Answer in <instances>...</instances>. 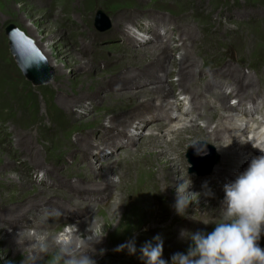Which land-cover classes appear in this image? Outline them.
I'll use <instances>...</instances> for the list:
<instances>
[{
    "label": "rangeland",
    "instance_id": "rangeland-1",
    "mask_svg": "<svg viewBox=\"0 0 264 264\" xmlns=\"http://www.w3.org/2000/svg\"><path fill=\"white\" fill-rule=\"evenodd\" d=\"M98 9H102L110 18L109 27L105 30H100L95 25ZM9 25H14L26 37L32 39L40 49L50 72L47 81L35 83L31 74L15 56L7 33ZM165 30L170 32L165 34ZM166 35L173 39L170 52H167L171 54V59L179 62L181 55L187 52L185 54H191L195 65L184 67L181 84H179L178 75L170 73V70H177V67L172 66H168L169 70L158 71L160 70L158 66L150 65L146 67L150 76L148 75L144 82L136 78L141 73L136 68L138 64L141 65L145 60L157 57L155 55L158 53L153 55V51L149 52L150 48L158 49L157 46H152L151 42L162 44L161 41L167 39ZM142 37L150 39L143 42ZM137 39L140 40L137 41ZM226 64L233 67L229 70L230 72L224 71ZM131 68L135 71L129 76L128 69ZM236 68L245 74L242 78L243 94H240L239 88L233 85L241 78L235 75ZM124 76L128 77L123 78ZM156 76L158 79L155 78ZM99 77H101L100 83L106 88L99 91L100 97L94 103L90 104V100L84 98L81 105L73 107V113L63 107L64 95L88 96L94 91ZM108 78L111 81L109 86ZM248 82H252V85H247ZM169 83L171 90L168 98L152 97V100H149L154 85ZM209 84L212 85L211 89L207 87ZM119 90L127 92L121 95ZM259 91L264 93V0H0V181L7 179L9 175L15 178L20 173V178L22 180L27 178L26 181L29 182V185L25 183V186L28 185L27 188L0 182V216L9 219L0 221V228L4 227L9 233L15 230L12 227L15 223L11 222L13 215L20 213L18 209L27 203V192L38 188H44L56 194L48 197L52 202L44 206H40V203L26 215L33 219L38 214L45 215L46 211L62 213L59 217L49 218L51 224L53 223L51 230H54L56 237L63 233L71 238V232L77 231L79 221L70 222L66 218L69 213L63 212V208L59 209L61 204L69 207L71 203L74 204V200L93 204L97 211L92 219V222L96 224L95 230L112 216H115L113 225H118L117 219L121 217L119 213H125L127 209L123 206L119 209L122 193L120 197H116L117 186L110 189V192H106L107 194L98 196L97 191L101 190V185L97 182L89 185L90 178L86 181L82 177L85 173L91 174L87 171L91 161L96 162L98 166L103 165L101 167L105 171L108 168L104 164L105 161L115 158V164H110L113 171H118L121 167L125 168V162L128 159L125 154L128 148H131L133 152L137 147L132 145L129 139L130 134H135L137 131L140 133L143 129L144 134L152 131L151 127L144 126L141 120L137 119L133 123L132 119H129L133 124L113 128L118 130L117 137L120 138L116 147H112V150L103 154L96 152L101 143L97 141V137L103 130L95 129L102 123H104V129L110 128L108 120L99 123L96 116L101 111L109 112L121 107L118 105L123 103L125 104L123 106H127L128 102L132 106L139 103L132 109V115L140 114L142 109L145 110L151 106L149 109L155 111V115L160 113L162 119L164 117L167 119L174 114L176 116V113L169 115L164 110L170 102L180 103V105L184 102V109L188 108L192 102L195 111L184 115L187 119L186 123L188 126L193 125L192 128L197 131L202 129L204 133L186 142L182 152L183 159L179 163L182 173L184 172L183 174L193 183L197 178L215 177L212 172L217 167L227 173L233 172L237 165L236 156L220 158L218 150L224 146L219 145L228 140L230 141L227 143L232 144L229 133L225 131L226 127H231L234 133L242 132L238 138L244 140H239L238 144L247 141L250 133L256 131L264 133V126H262L264 95H261ZM213 92L226 94L227 102L232 105V108L220 109L219 101L211 96ZM237 93L240 96H237ZM89 108L92 110L88 111ZM148 110L144 113L152 116L153 114ZM201 112L210 115L208 117L211 120L201 116L199 114ZM192 117L197 119L196 123L189 122ZM173 121L169 123V121L161 120L171 126L175 125V120ZM209 124V128H206ZM217 126L218 133L224 138H214L216 135L214 132L217 131L213 129ZM182 127L184 126L181 125ZM127 130L130 132L126 133ZM83 132H94L91 134L94 141L91 151L93 148L94 151L89 155L88 160H81L80 148L72 144L81 134L85 136ZM162 132L168 134V129ZM154 133L160 134V131ZM207 133L209 141L206 140ZM115 140L117 142V138ZM107 142L111 145L112 138ZM204 149L213 150L217 156V162L209 173H203L208 170L209 160L201 162L199 166H195L192 162V159L198 157L199 152ZM238 149L237 143L232 144L231 150ZM219 162L225 166H217ZM9 167L11 169H8ZM81 167L85 169L81 170ZM92 176L95 175L92 174ZM111 177L115 184L119 183L117 174L112 173ZM222 177L221 181L231 182L227 175ZM96 179L99 180L98 177ZM62 180L70 184H78V192L63 184ZM91 187L97 191L83 193L82 188L88 192L95 190L90 189ZM205 189L209 191L214 190L215 187L202 184L197 192L206 191ZM162 192L169 196L167 190L163 189ZM61 194H66L65 196H69L73 201L69 203V199L65 200ZM203 201L201 210L207 214L205 217L198 215L190 219L174 220L173 223L134 218L132 227L127 226L126 232L118 241L102 243L103 245L97 248L96 264H143L139 258V248L157 234L163 237V259L167 260L173 253L184 251L190 241L180 236L181 230L211 231L214 227L212 222L219 219L221 206L206 198ZM85 208L90 207L85 206ZM118 209L120 212L117 211ZM89 212L90 210L86 209V213ZM115 213L118 215H114ZM23 220L25 221V218ZM158 229L160 231L162 229V233ZM25 230L31 235L37 232L30 225L26 226ZM106 234L104 233L103 236L106 237ZM88 235L91 233L85 234V240ZM1 237L2 234L0 239ZM132 238H135L136 254H129L126 249V252L115 251L119 245ZM10 245L6 241L0 242V264H20V256ZM101 249H103L102 254ZM106 251L111 254L99 260ZM93 254L89 255L92 259H94ZM29 256L31 259L33 254L29 252ZM39 261H42V264H51L48 257L40 258Z\"/></svg>",
    "mask_w": 264,
    "mask_h": 264
},
{
    "label": "bare ground",
    "instance_id": "bare-ground-1",
    "mask_svg": "<svg viewBox=\"0 0 264 264\" xmlns=\"http://www.w3.org/2000/svg\"><path fill=\"white\" fill-rule=\"evenodd\" d=\"M166 32H170V30H165V34H166ZM166 36H167L166 37L167 39L164 41H161L162 44H156V43L151 42L152 46H157L158 49L150 48L149 52L153 51V53H154L153 55L158 53L157 55H155L157 57H153L152 59L145 60L143 62V64H141V65L138 64V66L136 68H138L141 73L138 74L136 76V78H140L144 82L145 79L148 77V75L150 76V72L148 73L146 70L147 66H150V65L158 66V68H160V70H158V71L167 70L168 66H172V67H177V70L176 71L170 70V73L178 75L179 84H181L183 82L182 77L184 76L183 75L184 71H185L184 67L185 66H191L192 67L193 65H195V61L193 59H191L190 53L185 54L187 52H184V54L181 55L179 62L177 60H172L171 54H167V52L170 50V47L172 46L171 43H172L173 39H172V37H169L168 35H166ZM187 37L188 36H186V38ZM148 39H150V38H145V37L141 38V40L143 42L144 41L147 42ZM138 40H140V39H137V41ZM158 40H160V38ZM225 66L226 67H225L224 71H226V72H230L229 70L233 68L231 65H228V64H226ZM208 67H211V66H208ZM124 68H126V67H124ZM55 69H56V67H55ZM56 71H57V69H56ZM128 71L130 72V74H129V76H130L135 70L133 68H131V69H128ZM219 74H221V73H219ZM235 75H239L241 77L239 79V81H235L233 83V85H235L236 88H239V90L241 91L240 92V94H241L243 91V88H244V87H242V85H243L242 78H243V76H245V74H243L240 69L236 68L235 69ZM126 77H128V76H124L123 78H126ZM152 77H154V75H152ZM155 78L158 79L157 76ZM115 79H118V78H115ZM100 80H101V77H99V82L96 83V87L94 88V91H92L90 94H88V96L82 95V94H80V95L76 94L75 96L64 95L65 98L62 100L63 107H65L68 110V112L73 113V107H75L78 104L81 105L84 98L90 100V104L94 103L95 100L98 97H100L99 91H102V90H104V88H106V86H104L100 83ZM107 82H108V86H109L111 84V81L109 80V78H108ZM252 82H248L247 85H252ZM137 85H139V84H137ZM211 86L209 84L207 87L211 89ZM169 87H170V83L168 85H163V84L154 85V88H152L153 90H151V92H150L149 100H152L151 99L152 97L153 98L154 97L155 98L160 97L162 99L168 98L170 96V90H171V88H169ZM220 88H222V87L220 86ZM124 90H126V88ZM124 90H119L121 95H124L127 92V91L124 92ZM128 91H130V90H128ZM231 92H233V91H231ZM69 93L70 92H68V94ZM133 93H135V92H133ZM237 94H238L237 96H240L239 93H237ZM108 95H109V93H108ZM76 96H77V98H76ZM211 96H213V98L215 97V99L219 101L218 103H219L220 109L221 108L222 109H231L232 108V105H229L227 102L228 97L226 94L213 92V94ZM123 102L127 103L126 101H123ZM193 102H194V100H193ZM181 103H182V105H180V103L170 102L167 105V107L164 109V110H166V114L171 115L173 113H176V116H174L175 115L174 114L173 116H169L167 119L165 117L162 119L160 113L155 115L154 114L155 111H152L149 109L151 106H149V108H148L149 110L147 108L145 110L142 109V112H140V114L137 113L138 115L137 114L132 115L131 114L132 109L134 107L138 106L139 103L136 104V106H132V104H130V102L127 103L128 104L127 106H123V105H125L124 103H123V105L119 104L118 106H121V107L114 108L109 112H103L100 110L101 112L98 113V115L96 116L97 122L99 121V123H101L105 120H108L109 121L108 123H110V125H109L110 128L104 129V123L99 124V126H97V128H96V126L94 127V129L96 128L95 130H97L98 128H101L103 130V132L100 134V136L97 137L98 138L97 141L101 142L99 149L98 150L95 149L96 152L101 153V154L106 153L109 150H112V147H116V144L119 142L118 140H120V138L117 137V134H118L117 131L118 130L116 131V129H113L115 127L117 128L120 125L124 126V125L132 123V122L134 123V121H136L138 119V120H141L142 123H144V126H150L152 131L144 134L143 133L144 129H143V131H141L140 133H138V131H137V133H135V134H130L129 139L131 140L132 145H135V146L137 145V147H136V150H134L133 152H132L131 148H128V150L125 154V155H127V158H128L127 162H125L126 163L125 168L121 167V169H119L118 171H113V167H111L110 164L111 163L115 164V158L114 159L113 158H110V159L106 158L107 160L105 161L104 164L107 165L108 168H106L105 171L102 170L101 166H103V165L98 166V164L94 161L93 162L91 161L87 166V171H90L91 174L85 173V175L82 178L86 181H88L90 178V181H88V182L91 184H89V185H94L97 182V184L101 185V190L97 191V189L91 187L90 189H95V190L88 192V191H84L85 188H82L83 193L89 194L90 192L92 193L94 191H97L98 196L99 195L102 196V195L107 194L106 192H110V189H113L114 186H117L118 190L116 191L117 192L116 197L117 196L120 197L121 196L120 193H122V199H121L122 203L119 204V209L122 206L127 209V211H124L125 213H119L120 214L119 216H121V217H119V219L116 218L119 221L118 225H113L112 221L114 220L115 216H112V218L110 220H108L107 222L105 221L106 223L104 222L105 224H102V225H105L104 227H102V225H101L99 228L96 229L97 232H100L101 229L103 228V232L107 233L106 234L107 236L106 237L102 236L98 243L92 244V249H94V251L91 250L90 245H88L86 243V240L84 239V237H85V234L90 232L88 230L90 225L94 229L96 227V224L94 222H92V219L95 217V214L97 213L96 209L93 207V204H87V203L81 202L79 200L78 201L74 200V204H73V203H71V201H73V200H70L69 196H65L66 194H61L65 200L69 199L68 202L71 203V205L68 207V206H64V204H61L60 205L61 208L59 207V209L61 210L63 208V212L69 213V215H67L66 218L69 219L70 222L73 223L75 221V223H76V221H79V223L77 222L78 223L77 231L71 232V239L73 240V242L77 246L79 244L78 247L80 248L81 251H88L87 252L88 255L95 253L92 255L94 257V260L96 259L97 253H98V251H96L97 248L102 243H109L110 241L111 242L112 241L113 242L118 241V239L121 238L122 234H124V232H126L125 228L127 226L132 227V224H134L133 223L134 218H136L138 220H143V219L151 220L152 219L155 221L157 220L158 222L167 221V222L173 223L174 220L190 219L192 217H197L198 215L199 216L202 215L203 217H205L207 214L203 213L201 210L202 209L201 206L203 205L204 198L208 199L212 203H217L218 205H220L222 207V200H223V196H224V190H223L224 185L226 183L230 182V181H227V182L221 181L223 178L222 176L227 175L229 177V179H231V181H232L235 179V177L240 172H242L244 169H246V167L248 166V164L252 158L256 157V155L257 156L264 155V152H261V150L258 148V147H260V148L264 149V133H259L257 131L250 133L248 138H247L248 139L247 141L245 140V141H242L238 144V141L240 140L238 138V136H240L241 135L240 133H242V132L238 131L240 133H234V131L231 127H226L225 131L229 133L228 135H229L230 139H232L231 143L232 144L237 143L239 149L238 150H231L232 144L227 143L228 141H230V140H228L227 142L220 143L219 146L222 145L224 147L219 148L218 154H219L220 158H227V157H230L231 155H233V156L235 155L236 160H237V165L235 167L236 170H233V172H231V173H227L225 170L218 169V167H217L212 172V175L215 177H212L211 179L197 178L195 181H193V183H191L190 182L191 180L189 181L188 178L183 174L184 172L182 173V167L180 166L179 163L183 159L182 158L183 157L182 152L185 148L186 142L191 140V139H194L196 136H198L199 134L201 135L204 132L202 131V129L200 131H197L196 129L192 128L193 125L188 126V123H186L187 122V119L185 118L186 114L192 113L191 111H193V112L195 111L194 106H192V102L190 103V105L186 109H184L183 102H181ZM178 105H180L179 108H178ZM93 108H95V106H93ZM191 108H193V109H191ZM180 109H181V111H180ZM67 110H65V111H67ZM90 110H92V108L88 109V111H90ZM146 110H148V112L152 113L153 115L151 116L149 114L148 115L145 114L144 112ZM122 113H124L125 115H123ZM118 114H119V116H117ZM126 114H127V116H126ZM199 114L201 116L207 118L209 121L211 120V118L208 117L210 115L203 114L202 112ZM197 118H198V116H197ZM129 119L130 120L132 119L131 120L132 122ZM150 120H151V122H150ZM161 120L169 121V123L174 122L173 120H175V125L174 126L167 125L168 123H163V122H161ZM196 120L197 119L195 117H192L189 122H192V123L195 122L196 123ZM181 125H183L184 127L181 128ZM209 126H210V124L207 125L206 128H209ZM262 126H264V124H262ZM172 127H174V128H172ZM236 127H238V126H236ZM122 128H124V127H122ZM166 129H168V134H164L162 132ZM215 130L217 131V132H214L216 134L214 136L215 139L224 138V137L220 136V134L218 133V131H219L218 126L216 129H213V131H215ZM234 130H236V129H234ZM237 130H238V128H237ZM153 131L154 132L160 131V134H158V133L155 134ZM114 132H115V134H114ZM125 132L128 133V132H130V130H127ZM83 133L85 134V136L81 134V136L76 138V141L72 144H76V146L78 148H80L81 160H88L89 155L91 153H93V151H94V148H93V151H91L92 145H94L93 137H91L92 136L91 134H93L94 132H90V133L83 132ZM87 135H89V136H87ZM111 138L113 140V143L111 145H113V146L109 145L108 144L109 142H107V140L111 139ZM116 138H117V142L115 140ZM208 139H209V134L207 133L206 140H208ZM241 140H244V139H241ZM69 149H70V147H69ZM130 154L133 156H129ZM94 160H96V159H94ZM221 163L219 162L217 164V166L218 165H222V166L224 165L225 166V164H221ZM5 167H8V166H5ZM232 167L234 168V166H232ZM8 169H11V168L9 167ZM82 169H85V168L81 167V170ZM112 173L118 175V177H119L118 182L119 183H117V184L114 183V180L111 177ZM19 174L20 173H18L17 177H15V178L10 177V175H9V177L7 179L2 180L0 182H2V183L5 182L7 185H15V186H19L22 188H27V186L29 185V182L26 181L27 178L26 179L24 178L25 180H22L20 178ZM92 174H94L95 176H92ZM96 177H98L99 180H97ZM25 183L28 185L25 186ZM161 183H162V188H164L166 186L164 188V190H167V192L169 193V196H168L169 198L167 197V195L163 194L162 191H160L162 189ZM63 184L68 185L69 187H71L72 190H75L76 192H78V190H77V188H79L78 184H70V182H68V181L67 182L63 181ZM187 184H188V186H187ZM200 184L201 185L204 184V186H213V187H215V189L209 190V191L207 189H205L206 191H201L198 193L197 191L200 190V188H201ZM179 186H180L181 192H183V189L187 186V191L189 193H192L191 194L192 200L189 201V203L185 209L184 215L176 214V212L173 208V205H174V202H175V199L177 196V189ZM46 192H48V191L44 188L33 189V190H30L29 192H27V194H26L27 199H28L27 203H25V205L23 207L18 209L20 211V213L14 214L13 220H11V222L15 223V226L12 225L11 222L9 221L10 224L12 225L13 229H15V230H13L11 233H9L6 231V229L4 227L0 228V234H2L0 242L6 241V242H8L9 245L11 244L10 247H12L13 250L15 251V253L20 256V260H21L20 264H42V261H39V259L43 258V257H48V259L51 261L50 253L55 250L54 238L56 237V234H55L54 230H51V226L53 224V223L51 224V222H50L51 218L46 217L45 215H39L38 214L37 216H34L33 219H30L29 216L26 215V214L30 213V210L32 208L39 206L40 203H41L40 206H44L45 204L47 205L50 202H52V200L48 199V197L53 196V194H56V192L55 191H54L55 193L48 192L47 194H45ZM86 192H88V193H86ZM207 192H211L212 195H206ZM41 201H43V202H41ZM170 202H171V204H169ZM197 204H199V205L195 206ZM85 206H88L90 208H85ZM86 209L90 210V212L88 214L86 213ZM119 209L117 210L118 212H120ZM114 215L117 216L118 214L115 213ZM24 216H27V217H24ZM22 218L23 219L25 218V221ZM6 219L7 218L0 216L1 222H3ZM7 220H9V219H7ZM29 225L33 226L36 229V231H37V232H35L36 235L35 234L31 235L27 230H25V227L29 226ZM162 229H161V231H162ZM164 229H166V228H164ZM166 230H168V229H166ZM161 231L159 230V232H161ZM170 231H172V230H170ZM43 233L47 235V242L49 245V254L42 253L39 249V245L37 242V236H38V234H43ZM165 233H163V234H165ZM170 237H172V235H170ZM174 239H175V237H174ZM162 240H163V237H162ZM165 240H166V238H165ZM178 241H180V240H178ZM182 243H183V241H182ZM259 243H260V246L262 248H264V234H262L261 240ZM29 252H31L33 254L31 259L29 256ZM110 254L111 253H108L106 251L104 253V255L99 260L103 259L105 256L110 255Z\"/></svg>",
    "mask_w": 264,
    "mask_h": 264
},
{
    "label": "clouds",
    "instance_id": "clouds-1",
    "mask_svg": "<svg viewBox=\"0 0 264 264\" xmlns=\"http://www.w3.org/2000/svg\"><path fill=\"white\" fill-rule=\"evenodd\" d=\"M180 186L173 208L176 214L184 215L192 193L187 191L188 184L183 192ZM223 190L219 219L212 222L214 227L211 231L181 230L180 236L190 242L184 251L173 253L167 260L162 258L163 240L157 234L139 248L143 264H264V248L259 243L264 234V155L252 158L247 168L226 183ZM206 195L212 193L207 192ZM60 215L59 211L45 212L46 217ZM88 230L91 235L86 237V243L94 251L92 244L100 241L104 235L103 228L97 232L90 225ZM37 242L40 251L49 254L47 235H38ZM54 244L55 250L50 253L51 264H96L88 251H81L63 233L54 238ZM125 249L129 254H136L135 238L119 245L115 251ZM100 251L102 254L103 249Z\"/></svg>",
    "mask_w": 264,
    "mask_h": 264
},
{
    "label": "water",
    "instance_id": "water-1",
    "mask_svg": "<svg viewBox=\"0 0 264 264\" xmlns=\"http://www.w3.org/2000/svg\"><path fill=\"white\" fill-rule=\"evenodd\" d=\"M110 18L102 10L98 9L95 16V25L100 30H105L109 27ZM7 33L12 43V50L15 56L22 62L27 72L32 76L35 83H43L49 79V69L46 66L44 57L40 49L34 44L32 39L26 37L23 32L16 29L14 25L7 27ZM200 145V144H198ZM209 160L208 170L203 173H209L212 166L217 162V156L213 150L206 149L199 152L198 157L192 159L195 166H199L201 162Z\"/></svg>",
    "mask_w": 264,
    "mask_h": 264
}]
</instances>
